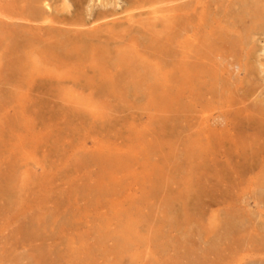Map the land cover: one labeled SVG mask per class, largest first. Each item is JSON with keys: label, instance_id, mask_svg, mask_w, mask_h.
Listing matches in <instances>:
<instances>
[{"label": "rangeland", "instance_id": "obj_1", "mask_svg": "<svg viewBox=\"0 0 264 264\" xmlns=\"http://www.w3.org/2000/svg\"><path fill=\"white\" fill-rule=\"evenodd\" d=\"M233 1L222 3L229 10L209 2L204 6L213 40L219 28L229 25L226 16L234 18L241 9ZM49 3L52 12L60 9V0ZM69 4L72 9L71 1ZM89 4L85 0L84 8ZM24 7L21 0H0V12L10 15ZM248 22L236 24L235 32L228 36L240 35V25L248 26ZM263 24V30L247 39L246 51L229 40L214 43L210 58L217 69L216 93L212 89L196 104L191 100L188 124H180L183 134L168 140L172 149L160 147L164 154L173 153V162L180 160L175 165L187 171L188 159L183 154L188 137L212 146L204 169L195 172L204 191L200 200L189 198L183 206L174 202L168 219H164V200L176 196L182 187L168 183L158 194L151 196L149 192L153 167L143 165V154L150 138H142V133L147 135L146 115L150 111L155 115L154 110H99L106 115L103 123L99 115L90 118V110L65 106L70 113L62 114L60 104L54 105L58 103L54 94L41 89L38 98L53 103L43 105V123L33 121L29 128L19 123L13 130L8 119L16 113L9 108L6 123H0V264H37L36 259L43 255L48 264H264V167H260L264 129L257 132L247 127L242 110L264 106ZM89 93L73 97L85 98ZM16 117L21 119L19 114ZM200 121L205 124L199 125ZM104 125L106 131L102 130ZM188 125H192L190 130ZM172 150L180 153L176 156ZM113 152L122 158L134 156L137 164L126 161L127 168L107 171L106 167L100 174L97 158ZM162 152L151 161L161 158ZM246 154L257 158L247 160ZM11 174L20 177V183L13 184L23 186L19 200L3 193ZM98 189L103 193L101 198L95 197ZM137 215L141 222L130 228L120 223ZM170 221L169 226L165 224ZM227 223L234 227L232 232ZM105 233L109 238L101 243Z\"/></svg>", "mask_w": 264, "mask_h": 264}, {"label": "bare ground", "instance_id": "obj_2", "mask_svg": "<svg viewBox=\"0 0 264 264\" xmlns=\"http://www.w3.org/2000/svg\"><path fill=\"white\" fill-rule=\"evenodd\" d=\"M21 1L25 2V7L17 14L0 12V123L5 122V112L9 108L16 113L13 119H8L13 130L19 123L26 125L25 128H29L33 121L43 123V105L53 103L38 98L42 90L54 94L53 97L58 99L54 105L60 104L62 114H66V111L70 113L69 108L85 109L91 111L90 118L96 114L103 119L102 122L106 115L99 114V110H154L155 115L147 111L150 113L146 115L148 132L145 131L147 135L142 133V138H150L143 154L146 157L143 165L153 167L149 192L151 196L158 194L168 183H177L182 187H179V192L176 190L178 193L174 192L176 196L164 200V219H168L169 208L174 202L180 201L182 206L189 201L198 202L204 191L195 172L204 169L205 157L211 153L212 146L189 136L185 142L187 152L183 154L186 161L188 159L187 171L181 165H175L180 160L173 162V153L170 155L165 151L167 154H164L160 147L172 149L168 140L181 135L180 124H188L187 112L191 111V100L195 101L194 104L199 103L204 95H210L212 89L213 92L216 89L213 84L218 78L217 69L210 58L214 43L229 40L232 46L240 45L242 48H239L245 50L247 39L263 30L264 0H230L241 9L234 18L226 16L230 19V22L227 20L229 25L219 28L221 30L215 33V40L204 6L209 2L210 5L229 10L222 4L228 0H88L90 4L86 8L85 0H60L61 6L56 12H52L51 0ZM119 7L121 12L118 13ZM64 11L66 14L62 13ZM247 19L249 25H240V35L233 38L228 36L235 32L236 24L244 23ZM41 23L48 26L39 25ZM201 28H209V31L204 32ZM41 78H45V81ZM84 91L90 92L87 97H73ZM65 106L69 107L68 110ZM242 110L247 118V127L257 132L264 129V106H245ZM18 114L21 119L16 117ZM189 119L192 121L194 118ZM204 124L205 121H200L199 125ZM191 127L188 125L189 130ZM102 130H107L106 125ZM160 151L164 155L158 154L161 158L158 157L153 163L152 157ZM133 154L136 155L135 152ZM99 158L96 164L102 171L100 174L105 173L106 167L107 171L111 168L125 169L128 167L126 161L137 164L136 157L122 158L116 153ZM255 158L246 154L247 160ZM171 164L175 165L172 171L169 169ZM260 167H264V161ZM7 181L3 193L19 200L23 186L13 183H20V177L17 179L11 174ZM99 191L95 194L96 198L103 195ZM85 194L89 196V193ZM139 216L121 220L120 223L130 228L136 222H141ZM170 223L165 222L168 226ZM227 224L232 232L234 227ZM106 238L109 236L105 233L101 236V243ZM36 260L37 264H48L44 255Z\"/></svg>", "mask_w": 264, "mask_h": 264}]
</instances>
